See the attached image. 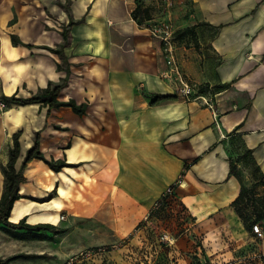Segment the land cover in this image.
Returning a JSON list of instances; mask_svg holds the SVG:
<instances>
[{"label":"crops","instance_id":"1","mask_svg":"<svg viewBox=\"0 0 264 264\" xmlns=\"http://www.w3.org/2000/svg\"><path fill=\"white\" fill-rule=\"evenodd\" d=\"M146 3L151 19L140 22L133 18L136 0H0V29L7 27L0 38L4 95L31 97L59 84L68 68V84L58 99L88 105L84 116L42 104L7 109L10 150L13 135L21 133L17 169L36 133L47 159L73 165L54 172L33 160L24 170L19 191L24 198L15 202L10 221L65 230L34 240L41 243L37 255L52 260L74 225L98 220L108 206L114 219L128 210L140 219L180 177L176 191L186 199L208 197L237 215L232 204L241 183L230 175L231 163L250 196L262 194L264 0ZM165 21L176 31L177 65L195 99L179 92L161 41L150 34L149 26ZM71 22L69 43L62 48ZM11 34L23 45L14 46ZM160 95L174 99L155 102ZM53 192L54 198L42 201ZM5 238L12 237L0 232ZM36 260L44 264L47 258Z\"/></svg>","mask_w":264,"mask_h":264},{"label":"rangeland","instance_id":"2","mask_svg":"<svg viewBox=\"0 0 264 264\" xmlns=\"http://www.w3.org/2000/svg\"><path fill=\"white\" fill-rule=\"evenodd\" d=\"M136 3L142 7L140 20L144 22L150 6L146 0ZM6 31L7 27L0 29V38H4ZM6 93H10L8 88ZM4 94L0 76V100ZM7 116V110L0 111V193L6 185V154H10L5 130ZM177 185L172 194L148 205L140 219L130 210L114 219L108 206L98 220L85 221L83 228L74 225L72 234L53 251L56 256L51 260L45 255L44 264H64L70 258H75L73 264H264V218L256 221L258 215L264 216L263 188L260 196L252 197L253 204L245 208L242 220L229 206L217 205L208 197L186 199L176 191ZM257 223L263 228L262 237L253 232ZM40 246L34 240L0 239V259L35 254ZM12 263L39 264V261L18 259Z\"/></svg>","mask_w":264,"mask_h":264},{"label":"trees","instance_id":"3","mask_svg":"<svg viewBox=\"0 0 264 264\" xmlns=\"http://www.w3.org/2000/svg\"><path fill=\"white\" fill-rule=\"evenodd\" d=\"M141 5H137L135 10L133 11V18L135 20H140L141 16ZM151 15L150 11L147 8L144 14V20H150ZM74 23H70L63 31L64 36V44L62 48H64L69 43V36H70V29ZM176 35V34H175ZM11 40L14 46H18L20 44L23 45L21 40L19 39L18 35L11 34ZM25 45V44H24ZM29 48L32 45H25ZM50 51L56 53H62V50L52 49L50 47H46ZM59 69L61 68L58 65ZM67 74L69 75V70L67 68ZM68 75L64 78L59 84L50 83L46 88L39 89V91L33 94L31 97L24 98L17 96V93L7 96L3 95L1 101H3L7 105V109L11 108L12 106H26L31 104H42L49 107V110L53 108H61V107H70L76 114L80 116H84L87 111V104L83 103L78 105L76 101L69 100V101H60L59 95L61 91L67 86L68 84ZM174 99V96L171 95H160L156 97L155 102H159L162 100H170ZM21 133H15L13 135V147L10 150L9 161L7 163L6 170L4 171L6 185L4 188V192L0 197V232H4L5 234L9 235L13 239L26 241V240H45L47 239V232H51L55 235L62 234L65 230L60 229L51 224H36L31 225L28 224L26 219L20 220L18 223H13L10 221L11 212L13 210V206L15 202L21 198H24L22 195L19 194L20 185L26 181V177L24 175V170L28 163L32 162L33 160H41L43 161L51 170L54 172H60L63 168L68 166H73L65 161L58 160L55 161L54 159L49 160L45 157L44 153L41 151L40 146V135L36 133L34 145L28 149L24 161L20 167V169L16 168V163L21 155V142H20ZM230 175L235 176L238 181L241 183V194L240 196L233 202L232 207L240 217V219H244V210L245 208L249 207L253 204V199L250 196V191H248L243 185L238 175L237 168L234 164L231 163L230 166ZM56 193H51L46 199L42 201H49L50 199L54 198ZM163 197H167V194L164 193ZM264 216L258 215L256 217V221L260 222L263 220ZM45 255H37V254H18L14 255L5 259H0V264H12L15 260L18 259H39L44 258Z\"/></svg>","mask_w":264,"mask_h":264},{"label":"built area","instance_id":"4","mask_svg":"<svg viewBox=\"0 0 264 264\" xmlns=\"http://www.w3.org/2000/svg\"><path fill=\"white\" fill-rule=\"evenodd\" d=\"M149 31L151 36L159 39L162 44V51H163V57L164 60L169 67V74H175L177 76V80L180 82L181 88L179 89V92L186 98V99H195V97L192 98L193 90L191 88V85L188 83V81L185 80V78L181 75L177 61H176V45H175V34L176 31L174 29V26L171 22L165 21L160 23H154L151 26H149ZM167 73V72H166ZM165 74V73H164ZM167 77H170L166 74ZM199 98V97H198ZM202 100L205 102V104L210 107L212 110L214 109L212 102L205 98L201 97ZM7 110V105L0 100V111ZM178 184L180 181L177 182ZM176 184V183H175ZM175 184L171 185L165 193L168 195L172 194L175 191ZM65 215L60 216V220H65ZM253 232L255 235L262 237L263 236V228L262 226L257 223L253 225ZM89 253H87L88 255ZM75 261V258H70L68 261H66L64 264H73Z\"/></svg>","mask_w":264,"mask_h":264}]
</instances>
